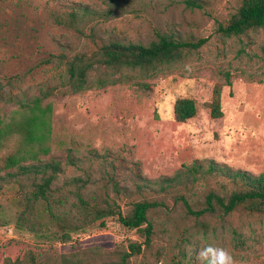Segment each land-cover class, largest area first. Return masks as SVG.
<instances>
[{
  "label": "rangeland",
  "instance_id": "rangeland-1",
  "mask_svg": "<svg viewBox=\"0 0 264 264\" xmlns=\"http://www.w3.org/2000/svg\"><path fill=\"white\" fill-rule=\"evenodd\" d=\"M195 1L200 7L184 0H0V118L18 116L20 103L35 97L50 104L47 152L37 144L32 151L60 166L48 200L28 210L39 176L0 181V264H200L197 253L208 244L226 248L236 264H264V212L241 204L196 216L186 207L199 210L209 192L228 197L244 187L208 172V161L264 173V28L227 37L218 25L242 0ZM158 33L203 42L156 70L95 62L89 87L69 88L67 58L95 61L104 42L148 44ZM99 78L107 80L103 87ZM215 86L219 118L206 106ZM182 97L194 99L196 113L177 122L173 105ZM16 147L13 137L0 156ZM196 160L202 168L186 171ZM143 200L153 203L148 244L140 230L102 213L110 207L127 215Z\"/></svg>",
  "mask_w": 264,
  "mask_h": 264
},
{
  "label": "trees",
  "instance_id": "trees-1",
  "mask_svg": "<svg viewBox=\"0 0 264 264\" xmlns=\"http://www.w3.org/2000/svg\"><path fill=\"white\" fill-rule=\"evenodd\" d=\"M56 1V0H53ZM188 6L200 7L195 0H184ZM80 5H73V8ZM80 8V7H79ZM85 12L90 9L82 6ZM71 20L76 19L78 13L73 9L70 12ZM264 28V0H242L238 10L231 16L227 24H219L218 31L223 35L237 36L246 33L251 29ZM203 40L196 43L188 42L176 38L171 33H158L156 39L148 44L128 42L123 43L110 40L102 43L98 48L97 60L85 58L84 55H74L65 60L66 72L68 75V85L74 92L81 91L89 87L87 78L88 71L97 62L112 69L130 68L141 70H156L158 66L171 64L183 58V52L189 48L198 47ZM107 80L99 78L97 87H103ZM109 82L114 83V80ZM227 85H230L228 76ZM212 118H219L223 115L220 107V86H215L212 99L206 102ZM23 110L18 116H11L9 120L0 118V148L5 142L15 137L17 147L0 156V181L6 183H16V179L24 175L39 176V181H33V188L26 197L27 210L30 205L47 201L51 185L60 171L57 161L51 160L43 162L37 159L36 152L32 151L34 145L47 152L44 141L50 133L49 114L50 104L42 106L40 97H35L31 102L20 103ZM196 113L195 101L192 98H177L173 105V116L177 122H185ZM28 159L33 161L28 162ZM201 163L197 160L193 165L186 167L190 173L198 172ZM217 170L221 175L233 181L241 182L244 187L233 191L228 197H223L213 192H209L205 198V207L199 210H191L186 204L188 211L199 216L205 212H214L217 207L223 214H228L239 205L243 204L250 211L264 212V173L254 175L246 170L232 169L226 164L213 161L207 162V171ZM173 177L163 178L164 182L174 180ZM185 202V200H184ZM153 206L152 202L143 200L134 202L130 213L123 215L121 212L110 207L102 210L104 215H117V220L125 227L138 229L145 237L144 243L148 244L152 233V224L147 218V211ZM100 217V216H98ZM133 253L139 252L141 244L133 242L129 244Z\"/></svg>",
  "mask_w": 264,
  "mask_h": 264
},
{
  "label": "clouds",
  "instance_id": "clouds-1",
  "mask_svg": "<svg viewBox=\"0 0 264 264\" xmlns=\"http://www.w3.org/2000/svg\"><path fill=\"white\" fill-rule=\"evenodd\" d=\"M200 264H236L232 254L224 247L208 244L196 256Z\"/></svg>",
  "mask_w": 264,
  "mask_h": 264
}]
</instances>
